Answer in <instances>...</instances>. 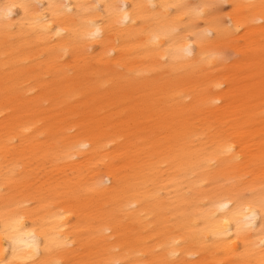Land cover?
<instances>
[{
	"label": "bare ground",
	"instance_id": "obj_1",
	"mask_svg": "<svg viewBox=\"0 0 264 264\" xmlns=\"http://www.w3.org/2000/svg\"><path fill=\"white\" fill-rule=\"evenodd\" d=\"M0 264H264V0H0Z\"/></svg>",
	"mask_w": 264,
	"mask_h": 264
},
{
	"label": "rangeland",
	"instance_id": "obj_2",
	"mask_svg": "<svg viewBox=\"0 0 264 264\" xmlns=\"http://www.w3.org/2000/svg\"><path fill=\"white\" fill-rule=\"evenodd\" d=\"M227 11H228V8H227L226 6H224L223 9H222V12L225 13V12H227Z\"/></svg>",
	"mask_w": 264,
	"mask_h": 264
}]
</instances>
